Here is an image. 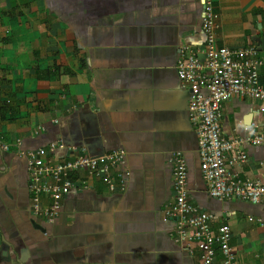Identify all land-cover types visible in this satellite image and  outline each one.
I'll return each instance as SVG.
<instances>
[{
    "label": "crops",
    "instance_id": "0c3cea01",
    "mask_svg": "<svg viewBox=\"0 0 264 264\" xmlns=\"http://www.w3.org/2000/svg\"><path fill=\"white\" fill-rule=\"evenodd\" d=\"M215 43L257 48L264 59V0H213ZM202 0H0V264H201L172 239L164 207L174 196L170 153L183 156L189 201L226 224L238 264H264V206L206 191L188 91L175 71L181 47L203 48ZM199 56H201L199 54ZM256 102L224 103L220 134L244 138L263 117ZM54 121H57L54 123ZM41 128L40 131L37 129ZM61 139L54 160L122 149L124 192L85 175L52 222L30 211L19 150ZM229 171L264 184V147ZM249 218L261 219L263 227ZM212 264H222L218 253Z\"/></svg>",
    "mask_w": 264,
    "mask_h": 264
},
{
    "label": "built area",
    "instance_id": "2783aa9c",
    "mask_svg": "<svg viewBox=\"0 0 264 264\" xmlns=\"http://www.w3.org/2000/svg\"><path fill=\"white\" fill-rule=\"evenodd\" d=\"M200 28L204 36L202 50L181 47L175 71L180 88L189 93L188 121L197 138L207 194L218 201L236 200L264 206V184L259 180H241L229 171L247 159L243 150L245 143L264 147V59L253 46L228 49L216 45L218 24L213 0H202ZM233 97L258 103L263 118L244 129V138L226 139L220 134V113L222 105ZM63 148L58 138L46 147L18 151L26 162L31 215L49 223L58 216L62 201L71 190L89 188L86 178L99 181L109 192H124L129 177L125 169L126 153L122 149L98 158L83 152L74 158L54 160L51 155ZM0 150L8 152L9 146L0 141ZM168 162L172 167L174 196L166 203L164 214L174 220L175 245L189 252L196 249L201 264H212L218 253L222 264H238L230 246L228 225L213 229L215 217L189 201L187 170L181 153H170ZM73 174L86 178L76 181ZM248 220L263 227L261 219Z\"/></svg>",
    "mask_w": 264,
    "mask_h": 264
},
{
    "label": "water",
    "instance_id": "95a60500",
    "mask_svg": "<svg viewBox=\"0 0 264 264\" xmlns=\"http://www.w3.org/2000/svg\"><path fill=\"white\" fill-rule=\"evenodd\" d=\"M104 155V153H102V154H100V155H97V156H89V157H91V158H98V157H101V156H103Z\"/></svg>",
    "mask_w": 264,
    "mask_h": 264
}]
</instances>
